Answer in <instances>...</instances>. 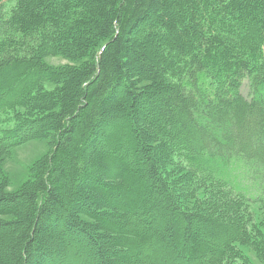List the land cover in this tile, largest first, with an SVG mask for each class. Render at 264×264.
Instances as JSON below:
<instances>
[{
  "label": "trees",
  "instance_id": "16d2710c",
  "mask_svg": "<svg viewBox=\"0 0 264 264\" xmlns=\"http://www.w3.org/2000/svg\"><path fill=\"white\" fill-rule=\"evenodd\" d=\"M0 264H264V0H0Z\"/></svg>",
  "mask_w": 264,
  "mask_h": 264
},
{
  "label": "rangeland",
  "instance_id": "374dc122",
  "mask_svg": "<svg viewBox=\"0 0 264 264\" xmlns=\"http://www.w3.org/2000/svg\"><path fill=\"white\" fill-rule=\"evenodd\" d=\"M48 62L54 65H61L66 61L60 58H52L48 60ZM243 92L249 95L248 81H245ZM48 149V144L44 140L30 141L15 147L13 154L5 163L6 173L11 180L10 190H17L22 183L28 179L30 167L37 159L43 156ZM251 256L255 259L253 254H251Z\"/></svg>",
  "mask_w": 264,
  "mask_h": 264
}]
</instances>
